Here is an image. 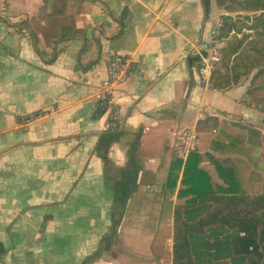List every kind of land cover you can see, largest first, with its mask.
Returning a JSON list of instances; mask_svg holds the SVG:
<instances>
[{"label":"crops","instance_id":"0c3cea01","mask_svg":"<svg viewBox=\"0 0 264 264\" xmlns=\"http://www.w3.org/2000/svg\"><path fill=\"white\" fill-rule=\"evenodd\" d=\"M255 2L0 0V264H171L180 175L172 194L166 185L174 158L186 160L171 148L182 130L202 135L199 145L218 132L244 138L252 155L243 159L264 177L263 103L250 96V78H231L230 48L199 74L216 24L250 18ZM27 17L41 21V51L60 52L54 63L20 35ZM59 22L81 34L54 50L45 36ZM235 24L241 32L230 38L247 36L245 49L253 21ZM111 54L136 65L115 91L123 123L113 133L91 101ZM226 62L228 79L217 82ZM47 108L55 112L20 126ZM251 137L258 142L248 144ZM201 167L213 177L212 167ZM143 172L154 174L146 182L156 187L139 188Z\"/></svg>","mask_w":264,"mask_h":264},{"label":"trees","instance_id":"16d2710c","mask_svg":"<svg viewBox=\"0 0 264 264\" xmlns=\"http://www.w3.org/2000/svg\"><path fill=\"white\" fill-rule=\"evenodd\" d=\"M252 12L257 13V17H237L234 21L229 17L222 18L226 27L223 34L227 40H224L229 44L224 49L230 48V57L234 56L233 61H229L233 63L229 73L231 78L237 82L250 78L253 89L250 96L261 99L263 106L260 108L264 113V68L255 72L258 69L256 64L264 66V26L256 20L259 23L264 21L262 0H256ZM238 20L253 21L246 26L254 36L245 49L242 45L247 36L239 40L235 36L230 38L232 30L235 29L236 34L241 32V26L235 24ZM19 27L22 30L20 35L32 42L40 59L48 65L54 63L60 52L45 54L37 44L36 36L43 30L41 21L27 17ZM65 27L62 22L49 27L45 38L52 49L55 50L57 44L66 41L68 36L81 34ZM247 61L250 64L246 66ZM229 62L216 72L217 82L220 78L227 81L228 69L225 67ZM239 139L233 140L235 147L244 146ZM225 140L224 135L210 136L208 146L200 144L184 162L177 158L172 162L166 190L172 194L179 175L180 180L177 202L173 206L171 264H264V177L244 160L230 158ZM205 163L212 167L215 180L201 167ZM152 177L155 179L154 174L143 172L139 188L156 187V182H146Z\"/></svg>","mask_w":264,"mask_h":264},{"label":"built area","instance_id":"2783aa9c","mask_svg":"<svg viewBox=\"0 0 264 264\" xmlns=\"http://www.w3.org/2000/svg\"><path fill=\"white\" fill-rule=\"evenodd\" d=\"M223 28L222 23H217L210 35L207 50L210 53L209 59L203 61L199 68V74L210 73L214 70L216 63L220 58V53L217 47L220 42V31ZM107 75L99 86L94 90L91 95V101L93 103L94 117H103L106 122L107 131L110 133L118 131L123 123L122 112L114 99L116 89L126 83L131 77L134 76L136 71V65L133 58L129 55L111 54L106 60ZM55 112L53 108H47L34 113L30 116L23 118L20 126L27 128L34 123L52 115ZM215 134L214 132H212ZM202 136V135H201ZM200 134L195 133L192 130H182L180 133L174 134V140L171 144V148L174 152L187 156L193 153L198 148V142L201 139ZM173 241L171 248L167 251V254L172 255ZM172 258L170 259V262Z\"/></svg>","mask_w":264,"mask_h":264},{"label":"rangeland","instance_id":"374dc122","mask_svg":"<svg viewBox=\"0 0 264 264\" xmlns=\"http://www.w3.org/2000/svg\"><path fill=\"white\" fill-rule=\"evenodd\" d=\"M262 2L264 3V0H262ZM252 10V9H251ZM254 13V12H253ZM256 15H258L257 13H254V15L253 16H251L250 18H252V17H254V16H256ZM257 17V16H256ZM257 20V23L258 24H262L263 26H264V21L262 22V23H259L258 22V19H256ZM239 23L241 24V25H243L240 21H239ZM226 31V27L224 26V28H223V30H222V33L220 34V44L218 45V47H217V50L219 51V53H220V58H219V60L218 61H220V60H222V54L224 55V48H226L229 44L227 43V41H223L222 39L223 38H225V35L223 34L224 32ZM254 36V33H253V35L252 36H250L251 38ZM226 40H227V38H225ZM225 55H228V54H226L225 53ZM208 132L207 133H211V132H213V130H207ZM224 135L225 137H226V140H225V142L226 143H228V144H226L227 146V148L230 150V153L228 154L229 156H230V158H232V159H234V158H236V157H238V158H240V159H242V160H240V161H242V162H244L245 160V158H247V157H249L250 156V152L249 151H247L248 149H250V148H246L245 149V145L243 146V147H237L238 145H236V147L234 146V144H233V139L235 138L234 136H231L229 133H227V134H225V133H221V132H218V135L220 136V135ZM209 137H207V138H205V139H203L202 141H201V145L200 146H202V144H204V143H206V146H208V141H207V139H208ZM224 140V139H223ZM239 140H242L243 142L245 141V139H242V138H240ZM207 141V142H206ZM258 142V140L257 139H255L254 137H251L249 140H248V144H255V143H257ZM199 143H200V141L198 142V146H199ZM263 151H264V141H263ZM241 155H240V154ZM252 155V154H251ZM262 156V162H263V164H264V152H263V154L261 155ZM244 158V159H243ZM259 159V158H258ZM244 160V161H243ZM247 163H249V162H247ZM206 164H208V163H206ZM209 165V164H208ZM209 167H211L210 165H209ZM254 168H255V166H253ZM169 199L170 198H168L167 199V201L169 202ZM168 255V254H167Z\"/></svg>","mask_w":264,"mask_h":264}]
</instances>
